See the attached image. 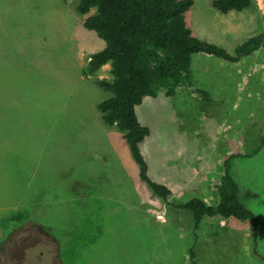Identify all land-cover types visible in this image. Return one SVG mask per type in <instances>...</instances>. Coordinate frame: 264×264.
Returning a JSON list of instances; mask_svg holds the SVG:
<instances>
[{
  "label": "rangeland",
  "instance_id": "1",
  "mask_svg": "<svg viewBox=\"0 0 264 264\" xmlns=\"http://www.w3.org/2000/svg\"><path fill=\"white\" fill-rule=\"evenodd\" d=\"M77 2L0 0V93L28 98L0 153V264H191L192 246L196 264H264L249 220L231 217L208 235L219 219L205 217L194 230L189 210L140 179L122 130L97 107L112 93L96 81L113 75L110 63L88 70L105 43L84 27ZM185 18L195 36L232 52L264 31V0L226 13L193 0ZM191 72L194 86L175 95L162 88L136 105L150 129L140 148L171 201L213 203L224 161L264 136V46L235 62L193 53ZM230 165L241 200L258 216L264 255V145ZM248 189L259 195L245 196Z\"/></svg>",
  "mask_w": 264,
  "mask_h": 264
},
{
  "label": "trees",
  "instance_id": "2",
  "mask_svg": "<svg viewBox=\"0 0 264 264\" xmlns=\"http://www.w3.org/2000/svg\"><path fill=\"white\" fill-rule=\"evenodd\" d=\"M254 0H211L221 12L241 11ZM193 0H78L77 10L86 14L83 25L104 40V47L94 51L88 61L89 72H95L110 63L112 79H97V84L112 94L99 101L97 107L108 125L115 124L123 132L133 159L138 165L139 177L153 192L177 209L189 210L193 229L197 230L205 217L247 219L252 229L253 251H257L258 216L242 200L239 185L234 178L230 160L240 155L250 156L264 145V136L256 149L249 153H233L224 161V171L217 185L218 199L208 203L199 196L187 200H170L171 189L155 181L148 172V163L140 143L150 129L142 124L135 111L145 96H156L164 88L167 95H175L180 87L195 84L191 72L192 55L196 52L212 54L227 61H238L264 46V31L249 36L233 51L220 44L195 36L185 18ZM94 8V12L90 11ZM205 98L207 91L197 89ZM257 191L248 189L245 196L257 197ZM195 237L197 236L194 232ZM191 264H196V251L189 249Z\"/></svg>",
  "mask_w": 264,
  "mask_h": 264
},
{
  "label": "crops",
  "instance_id": "3",
  "mask_svg": "<svg viewBox=\"0 0 264 264\" xmlns=\"http://www.w3.org/2000/svg\"><path fill=\"white\" fill-rule=\"evenodd\" d=\"M91 38L94 39L93 37ZM87 49L88 48H85V52ZM2 88H4V81L1 77L0 90ZM8 93L11 94L10 96L13 98V100H11L10 98H6L5 94L2 96L3 93H0V153L1 151H4V146L8 138H10L12 135L15 134V132H13V127L11 124L13 122H16L17 120H20L17 114L22 113L23 110H25L24 109L25 104L23 102V99H25V102L28 103L27 102L28 98L25 96V94L22 91H20V93L17 96L12 95L14 94L13 90H9ZM16 104L20 105L19 111H17L14 107ZM212 217H218L219 223L216 226L217 229L214 231L210 230V232L207 233L208 235H215L217 233L218 228L219 229L224 228L227 225V220H230V218L224 219L219 215H215ZM203 244L206 245L208 244V242L205 241ZM198 255L199 254H197V259H198Z\"/></svg>",
  "mask_w": 264,
  "mask_h": 264
}]
</instances>
